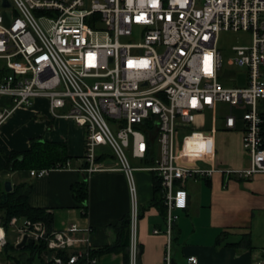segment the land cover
<instances>
[{
  "label": "built area",
  "instance_id": "obj_1",
  "mask_svg": "<svg viewBox=\"0 0 264 264\" xmlns=\"http://www.w3.org/2000/svg\"><path fill=\"white\" fill-rule=\"evenodd\" d=\"M220 32L251 35L249 46L232 48L228 65L243 69L233 78L222 73ZM135 38L139 41H127ZM2 98L11 106H0V125L17 108L46 99L53 118L84 130L83 173L125 175L127 264H138L139 257L133 173L152 174L165 208L162 264H172L173 230L177 212L188 205V179L207 180L214 173L264 176V0H0ZM219 105L230 108L223 128L241 131L249 160L245 170L213 166L214 130H199L197 121ZM60 109L63 114L56 112ZM106 148L114 157L112 167L101 161L108 156ZM127 153L141 166H131ZM69 165L30 170L29 176L41 178ZM9 226L16 245L24 235L43 241L52 251L44 256L46 262L98 264L88 244L90 230L80 234L72 224L61 232L48 231L41 222L16 217ZM0 230L1 251L6 237ZM187 261L197 262L194 257Z\"/></svg>",
  "mask_w": 264,
  "mask_h": 264
},
{
  "label": "crops",
  "instance_id": "obj_2",
  "mask_svg": "<svg viewBox=\"0 0 264 264\" xmlns=\"http://www.w3.org/2000/svg\"><path fill=\"white\" fill-rule=\"evenodd\" d=\"M0 106L10 108V100L0 99ZM56 112L63 114L64 110ZM202 119L197 121L198 126L201 122L199 130H206L205 119ZM84 135V130L72 121L53 118L46 99H36L29 107L17 108L0 125V183L4 187L8 181L12 189L19 184L29 185L28 204L51 214L50 231L61 232L75 224L80 234L90 230L88 244L99 249L118 240L114 227L129 216L130 195L125 175L120 171H98L89 175L81 171ZM33 139L65 145L66 154L71 158L69 167L52 170L41 178L29 176V171L10 172L5 156L27 151ZM213 150V166L217 169L245 170L249 167L247 157L244 161L227 157L225 164L229 168L221 167L214 140ZM107 152L108 156L101 161L112 167L114 157ZM133 175L138 205V264H162L166 238L161 232L163 216L152 204L154 177L145 171H135ZM82 182L87 184L88 198L78 202L71 187ZM185 189L188 205L177 212L172 264H189L190 257L196 258V264H264L263 175L255 174L245 179L214 173L207 180L188 179ZM154 230L160 233L155 234ZM242 240H247L250 247L231 245ZM98 264H127V261L122 253H108L98 256Z\"/></svg>",
  "mask_w": 264,
  "mask_h": 264
},
{
  "label": "trees",
  "instance_id": "obj_3",
  "mask_svg": "<svg viewBox=\"0 0 264 264\" xmlns=\"http://www.w3.org/2000/svg\"><path fill=\"white\" fill-rule=\"evenodd\" d=\"M70 159L66 154L65 145L47 142L42 139L31 140L30 147L25 152L11 153L5 156L6 168L10 172L49 170L57 166L64 167ZM153 181L152 204L158 207L164 219L165 208L162 203L160 184L156 178H153ZM71 189L76 201L84 202L87 200V184L83 182L77 183L72 185ZM30 191L31 187L29 185L19 184L11 192L7 193L0 183V227L3 228L6 237V243L0 251L1 262H10L12 264H52L44 259L45 255L51 256L52 251L47 249L43 241L34 242L33 240H27L22 248L17 249L15 244L16 235L11 232L9 226L11 218L16 217L18 220L26 219L31 222H41L48 231L51 230V214L44 209L29 206L27 199ZM114 228L117 231L118 240L111 245L93 249L91 255L98 257L108 253H122L125 261L128 260L129 218H124ZM173 241H175V238H173ZM231 245L250 247L247 240ZM77 264H84V262L81 261Z\"/></svg>",
  "mask_w": 264,
  "mask_h": 264
},
{
  "label": "rangeland",
  "instance_id": "obj_4",
  "mask_svg": "<svg viewBox=\"0 0 264 264\" xmlns=\"http://www.w3.org/2000/svg\"><path fill=\"white\" fill-rule=\"evenodd\" d=\"M128 42H137L138 38L127 40ZM251 43V35L247 33H233V32H220L217 36V48L222 57V73L226 76L233 78L238 72L243 69L236 66H229L228 61L233 58L232 48L249 46ZM226 87H233V82H223ZM230 113V108L227 105H219L214 111H207L203 115L205 119L206 130H214V148L216 150L217 162H221L222 166L229 168L225 164L227 157L236 158V160L244 161V158H248L246 152L243 150L240 144L241 131L239 127L236 130H225L223 128L224 117ZM233 114L240 117L242 111H233ZM185 133L187 131H184ZM107 151H110L106 148ZM127 157L131 166L140 167L141 164L137 160L132 159L127 153Z\"/></svg>",
  "mask_w": 264,
  "mask_h": 264
},
{
  "label": "water",
  "instance_id": "obj_5",
  "mask_svg": "<svg viewBox=\"0 0 264 264\" xmlns=\"http://www.w3.org/2000/svg\"><path fill=\"white\" fill-rule=\"evenodd\" d=\"M4 5H5V6H8V3H6V1H5ZM239 85H240V86H243V85H244V75H242V74L239 75ZM4 190H5L7 193H9V192L12 191V185H11L10 182L7 181V182L4 183ZM27 239H28L27 236L24 235L23 238H22V240H21V242H19V243L16 245V248H17V249L22 248V247L25 245Z\"/></svg>",
  "mask_w": 264,
  "mask_h": 264
},
{
  "label": "bare ground",
  "instance_id": "obj_6",
  "mask_svg": "<svg viewBox=\"0 0 264 264\" xmlns=\"http://www.w3.org/2000/svg\"><path fill=\"white\" fill-rule=\"evenodd\" d=\"M0 234H2V230H0Z\"/></svg>",
  "mask_w": 264,
  "mask_h": 264
}]
</instances>
